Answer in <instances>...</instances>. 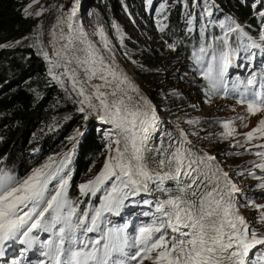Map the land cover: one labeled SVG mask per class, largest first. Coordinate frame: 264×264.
<instances>
[{"label": "snow or ice", "instance_id": "snow-or-ice-1", "mask_svg": "<svg viewBox=\"0 0 264 264\" xmlns=\"http://www.w3.org/2000/svg\"><path fill=\"white\" fill-rule=\"evenodd\" d=\"M260 15L264 16V12ZM220 27L226 28L222 37L225 47L228 46L229 33L247 35L230 18L221 22ZM244 48L264 51V45L255 41L245 44ZM71 51L75 53L76 49ZM207 51L206 47H200L194 62L202 70L211 93L221 89L228 93L225 78L231 63L230 52L213 50L205 64ZM73 58L81 66L91 65L84 68L88 80L96 76L93 51H89L85 59ZM73 58L68 62L72 63ZM99 62L104 64L103 57ZM109 71L120 83L127 80ZM70 78L76 80L74 75ZM100 78L108 83L102 73ZM241 84L244 91L240 92V102L247 103L248 110L253 113L264 109V73L260 76L259 91L256 90L255 73L246 82L234 83L231 91L239 92ZM129 87L139 95L135 86L129 84ZM121 91L119 88L113 90L110 93L113 99L109 100L97 86L98 110L91 97L86 96L88 106L98 111L102 122L112 125V134L115 135L109 143V149L114 150L115 155L109 156L103 170L93 180L78 186L82 196L97 197V193H101L99 206L78 210L74 205L67 191L71 176L61 174L64 162L59 168L51 165L38 168L23 180L0 168V256L4 255L6 241L27 237L36 229L51 233V239L40 243L43 249L40 254L47 260H40L37 264H130V261H137L141 253L146 256L153 250H157L154 264H264V252L257 255L252 251L258 245H264V234L250 229L239 214L240 205L235 198L238 189L227 172L210 163L215 157L199 156L180 144L158 161V167L166 169L163 174L151 167L146 154L151 150L150 130L157 128L155 110L143 97L141 103L126 92L118 95ZM79 95L85 96L83 87ZM260 123L262 129L257 130H264V120ZM233 131L229 129L226 135ZM248 137L251 139L252 134L249 133ZM112 144H115L114 149ZM259 167L264 170V164ZM169 179L176 182L174 192L163 187ZM54 180L57 183L50 189ZM154 191L165 193L167 199L152 201L145 198ZM135 197L140 199H133ZM141 204L150 210L154 206L155 211L141 213L145 216L151 214L152 220L136 227L135 236L128 231L133 223L131 219L117 224L111 218L124 219L122 213L126 209ZM46 214H49L47 219ZM169 234L170 240L167 239ZM34 242V237L20 240L28 248ZM138 264H142V258Z\"/></svg>", "mask_w": 264, "mask_h": 264}, {"label": "trees", "instance_id": "trees-1", "mask_svg": "<svg viewBox=\"0 0 264 264\" xmlns=\"http://www.w3.org/2000/svg\"><path fill=\"white\" fill-rule=\"evenodd\" d=\"M28 1L0 0V168L23 180L38 168H44L45 165L59 168L64 162L61 174L71 176L68 196L78 210H88L93 205L99 206L100 196L94 199V204L86 196L79 200L78 186L90 174L99 156L109 145L108 133L96 124L83 132L91 117L76 112V105L65 101L67 97L74 98V95L65 96L63 86L69 85L63 79L64 74L57 73L54 58L50 55L47 44L48 18L27 15L25 10ZM136 1L140 11L145 14L146 25L152 29L154 38L159 42V53L167 48L172 59L170 62L160 61V71L163 69L164 72L156 75L149 69L153 61L151 55L145 56V47L141 43L136 44L139 40L135 39V42L123 43L126 50L124 63L130 65L142 79L149 97L152 99L155 96L154 101L159 109L174 116L177 125L195 137L197 142H203L213 135L211 132L215 122L202 117L199 102L191 95L181 93L176 84L180 80H189L202 95L210 99H217L225 93L223 89L211 93L202 70L194 62L202 46L208 49L205 64L207 57L215 50L228 51L230 58L250 60L261 67L264 64V51L260 48L245 50L244 45L251 41L264 45V40H261L264 35V16L260 15L264 12V0H212V3L220 5L213 9L205 5L206 0H175L173 6L168 5L161 12H146L149 6L146 0ZM160 1L156 2V7ZM99 6L102 7L103 16L111 15L115 22L119 15L128 17L127 9L120 4V0H101ZM226 18L241 26L247 34L240 36L237 32L229 33L227 47L222 40L226 28L220 30V24ZM163 19L165 24L160 22ZM252 53H255L254 57ZM181 64L185 66L184 69L191 70L195 80L186 78V73L170 76ZM228 74L225 82L230 91L227 94H238L243 85H239V92L231 91ZM53 76L56 78L53 79ZM234 106L241 107L239 104ZM77 129L75 146L68 150L72 132ZM258 143L252 147L248 145L249 142H243V148L232 159L226 152L220 155V162L225 168L229 167V161L236 164L235 168L247 164L243 172L247 179L255 181L253 193L245 197L246 203L241 201V208L251 207L249 202L264 198V170L259 167L264 164V146ZM215 145L217 143H210L208 147L216 150ZM220 151L217 149L215 152ZM56 183L54 180L49 188ZM255 204L251 210L255 209ZM138 207L135 213L133 209ZM145 207L144 204L129 207L122 213L124 219L120 218L117 224L131 219L133 223L129 225L128 231L135 236L136 227L151 223V214L145 216L141 213L154 212L155 209ZM48 217L49 214H46L45 219ZM34 232V235L42 233L36 229ZM152 261L149 257L145 263Z\"/></svg>", "mask_w": 264, "mask_h": 264}, {"label": "rangeland", "instance_id": "rangeland-1", "mask_svg": "<svg viewBox=\"0 0 264 264\" xmlns=\"http://www.w3.org/2000/svg\"><path fill=\"white\" fill-rule=\"evenodd\" d=\"M157 1L159 0H146L145 2L149 4L146 12H153L155 10L161 12L163 8L167 7L168 5L173 6L175 4V0H161L159 2V6L156 7L155 4ZM77 2V7L83 9L81 20H83L82 22L84 23L85 29H87L88 33L91 34L94 38L103 40L105 46L113 53L126 73L129 76L131 75L130 77L135 80V82L141 87L142 91L148 96L150 101L153 103L157 114L159 113V118L163 122H165L166 125H170L177 129L180 128L177 125L174 116H171L167 112L165 113L161 109H159L158 105L154 101L155 96H153L154 99H151L149 97L142 79L139 78L133 68L130 65L124 63L123 55L126 53V50L123 43L135 42V39L139 40L138 42H135L136 44L141 43V46L145 47L143 48V50H145L148 54L146 53L144 55H151L153 61L151 62L152 66L149 69L153 73L155 72L156 75L163 74L164 72L163 69L160 71V66H162V64H160V61L164 60L166 62L169 60L170 62L172 59L167 48V50L164 49L162 53H159V42L154 38L152 29L146 25L145 14L140 11L138 2L136 0H120V4L122 6H125L127 9L126 16L128 17L122 18L119 15L117 22L113 20V16L111 15L103 16L102 7L99 6V2H101V0H87L83 6L79 4V0H77ZM64 4L65 0H29L27 3V15H37V13H39L37 16H40L43 19L48 18L47 44L50 55L54 58L57 73H63V79L69 85L63 86L65 96H70L72 94L74 95V98L67 97L65 101L71 102L73 105H76V112H81L84 114V116L86 115L91 117L83 132L90 125L96 124L99 127H103L107 131L109 137L107 138V140L110 143V140L115 139L114 134H112L111 127L99 120L97 114L95 113V110L88 106V101L83 96L79 95V91L76 87L73 88V82L70 79L69 70L62 65L52 47V25L58 18V15ZM205 5L209 8L211 7L212 9L218 8L220 6L217 3H212V0H206ZM160 22L161 24H165L166 21L165 19H163ZM138 25L140 27V30H138ZM262 25H264V23ZM220 30L223 29L220 28ZM156 52L158 55L156 54ZM184 67L185 66L182 64L179 65L177 69L174 70V73L170 76H173L176 73L177 75L186 73V78H193L191 70L188 68L184 69ZM193 79L195 80V77ZM176 85L181 93L185 95L189 94L199 102L202 108V117L211 119L212 123L215 122L214 130L211 132V134L213 135H210L209 138L207 140H204L203 142H197L195 140V137L188 135L182 128L180 129H182L186 133L188 138L192 141L191 143H193L200 149L202 148L204 152L206 151L205 153L213 155V157H215V159L220 163L222 170L228 173V178L238 189V191L236 192L237 203L241 205V201H244L246 196H250L253 193V186L255 184V181H253V179H247V175L243 172L247 168V164H243L241 165V167L235 168L236 164L229 161V167L225 168L220 162V155L221 152H226L227 154H229L231 159L234 158L237 153L243 148V142H249L248 145L252 147L258 142H260L259 146L262 145L264 143V130L257 129H262L260 122L264 120V112L260 110L254 113L248 112L242 107L234 106L220 99H210L208 97L206 98L205 95H202L196 85L189 80H180ZM226 124L228 125V128L225 127ZM229 129H234V131L231 135H226V132ZM249 133L252 134L251 139H249L248 137ZM77 135L78 129L72 132L71 140L67 146L68 150L72 149L75 146ZM210 143H217V145H215L216 150L208 147ZM246 147L247 145H245V148ZM114 148L115 144H112V149ZM217 149H220L222 151L215 152L217 151ZM114 155V150L110 151L109 145H107L106 149L101 153L98 160L96 161L90 174H88V176L85 177L80 184L87 183L93 180L103 170L104 164L107 162L109 156ZM78 191H80L79 187ZM78 194L80 195L79 200H81L83 196L80 193ZM99 196H101V193H97V197H86L88 200H92L91 203L94 204V199L98 198ZM145 198L152 201L154 199L149 195ZM139 199L140 197H138V199L136 200ZM244 202L246 203V201ZM254 202H256L255 209L251 210V207L253 208ZM248 205L251 207H240L246 223L249 225V228L254 229L257 233H264V198L254 199L253 201L249 202ZM145 206L146 209H149L147 205ZM139 208L140 207L135 208L133 209V211L136 213L138 212ZM24 211H27V209H25ZM252 214H254L253 217ZM170 231L171 230H169V233ZM252 251L256 252V254L259 255L261 252H264V245H258L257 248L253 249ZM251 255L252 253L250 252V256ZM252 258L255 259V257ZM148 264H154V261Z\"/></svg>", "mask_w": 264, "mask_h": 264}, {"label": "bare ground", "instance_id": "bare-ground-1", "mask_svg": "<svg viewBox=\"0 0 264 264\" xmlns=\"http://www.w3.org/2000/svg\"><path fill=\"white\" fill-rule=\"evenodd\" d=\"M86 1L87 0H79V4L83 6ZM70 2V0H65V4L61 9L62 11L59 13L58 18L54 21L51 30V40L52 47L56 56L61 61L62 65L69 70L70 77L73 75L76 77L75 81H73L71 78L70 79L73 83L76 84L77 90L79 91L81 87L84 88L85 96L83 97L85 99L86 96L91 97V101L97 106V110L99 109L100 104L99 100L95 98L97 86H99L101 92L107 95L109 100L113 99L110 93L117 88L122 90L121 92H118V95H122L124 92H126L128 96L133 97L134 100H140L141 103H143L141 97L146 99L149 102L150 107L155 110L156 116L158 118L157 128L155 130H150L149 144L151 150L146 154L149 159H152L151 156L153 157V155L157 153V142L159 140H162L164 133L173 136L176 140V142H174V145H172L173 149L170 151H173L180 144H184L185 148L192 150L199 156H210L211 154L209 155L205 153L206 151L204 152L202 148L200 149L196 145L191 143L192 141L188 138V136L182 129H177L170 125H166L165 122H163L159 118L153 103L145 95V93L142 91L141 87L135 82V80L130 77L131 75L129 76L126 73V71L119 64L118 60L113 55V53L108 50V48L105 46L103 40L94 38L91 34L88 33L87 29H85L84 23L82 22L83 20H81V14L83 9L77 7V2L75 6H70ZM69 41H72V43H69ZM89 45H91V48H89ZM72 49H76L75 53L71 51ZM89 51H93L96 56L95 69L97 74L91 80H88V74L84 71L85 67H91V65L81 66L78 63V60L73 58L78 57L81 60L85 59L87 58V54ZM100 57H103V65H101L99 62ZM69 58H73L72 63L68 62ZM109 70L114 71L118 77H126L127 80L124 83H120L118 79H114L112 77ZM101 73L106 77L108 83H105V80L100 78ZM129 84L135 86L139 90V95L131 90ZM97 110H95V113L98 116ZM108 125L111 127L112 130V125ZM210 163L213 165L214 168L218 166L220 169H222L220 163L216 159L214 161H211ZM150 166L155 168V163H150ZM170 185L176 186V182L170 179L166 180L163 184V187H168ZM151 186L155 188V185ZM157 193L160 192L154 191L153 194L149 195L154 198L153 201L157 199H167ZM236 196L237 195L235 193V197Z\"/></svg>", "mask_w": 264, "mask_h": 264}, {"label": "water", "instance_id": "water-1", "mask_svg": "<svg viewBox=\"0 0 264 264\" xmlns=\"http://www.w3.org/2000/svg\"><path fill=\"white\" fill-rule=\"evenodd\" d=\"M71 2H70V6H75L76 5V2H77V0H70ZM78 3V2H77ZM62 11V10H61ZM60 11V12H61ZM146 95V94H145ZM147 96V95H146ZM148 97V96H147ZM159 114V113H158ZM162 133H163V131H162ZM164 136H163V138H164V140H166V142H164V143H161V142H159V143H157L158 145H157V150H158V152L155 154V155H153V159H152V162H153V164L155 163V168H157L158 170H160L161 171V174H163V172L164 171H166V169H162V168H159L158 167V161H160V160H162V159H164L166 156H167V148L169 147V146H171L172 144L174 145V142H176V140H175V138L173 137V136H170V135H168L167 133H164L163 134ZM163 147V148H162ZM162 170H164V171H162ZM176 187L177 186H174V185H170V186H168V187H166V188H169V189H172L173 190V192L175 191V189H176ZM160 194L164 197V198H167V195L165 194V193H162V192H160ZM236 198V201H237V197H235ZM238 211H239V214L241 215V210L240 209H238ZM242 216V215H241ZM243 217V216H242Z\"/></svg>", "mask_w": 264, "mask_h": 264}]
</instances>
